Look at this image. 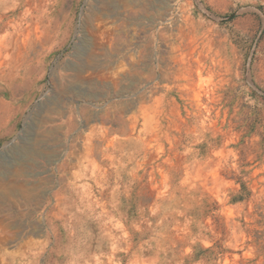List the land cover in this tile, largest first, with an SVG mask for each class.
Instances as JSON below:
<instances>
[{"label": "rangeland", "instance_id": "1", "mask_svg": "<svg viewBox=\"0 0 264 264\" xmlns=\"http://www.w3.org/2000/svg\"><path fill=\"white\" fill-rule=\"evenodd\" d=\"M0 264H264V0H0Z\"/></svg>", "mask_w": 264, "mask_h": 264}]
</instances>
